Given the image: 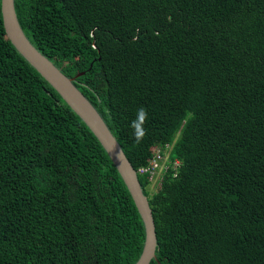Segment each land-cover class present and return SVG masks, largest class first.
Returning <instances> with one entry per match:
<instances>
[{
  "label": "trees",
  "instance_id": "obj_1",
  "mask_svg": "<svg viewBox=\"0 0 264 264\" xmlns=\"http://www.w3.org/2000/svg\"><path fill=\"white\" fill-rule=\"evenodd\" d=\"M14 3L137 171L150 264H264V0ZM155 147L152 187L139 169ZM145 239L113 160L7 37L0 0V264H135Z\"/></svg>",
  "mask_w": 264,
  "mask_h": 264
},
{
  "label": "water",
  "instance_id": "obj_2",
  "mask_svg": "<svg viewBox=\"0 0 264 264\" xmlns=\"http://www.w3.org/2000/svg\"><path fill=\"white\" fill-rule=\"evenodd\" d=\"M3 22L7 37L17 50L52 84L72 109L86 122L113 160L124 179L144 220L146 239L135 264H150L156 255L157 232L152 208L144 194L137 171L132 166L121 144L114 136L102 115L48 57L41 53L25 34L17 17L14 0H2Z\"/></svg>",
  "mask_w": 264,
  "mask_h": 264
},
{
  "label": "built area",
  "instance_id": "obj_3",
  "mask_svg": "<svg viewBox=\"0 0 264 264\" xmlns=\"http://www.w3.org/2000/svg\"><path fill=\"white\" fill-rule=\"evenodd\" d=\"M154 156L150 159L149 164L146 167L140 168V172H149L151 175V179H153V183H157V181L161 184L162 182V173L166 168L167 154L163 156L160 148L155 147ZM177 163L179 161L177 160ZM155 185V184H154Z\"/></svg>",
  "mask_w": 264,
  "mask_h": 264
},
{
  "label": "clouds",
  "instance_id": "obj_4",
  "mask_svg": "<svg viewBox=\"0 0 264 264\" xmlns=\"http://www.w3.org/2000/svg\"><path fill=\"white\" fill-rule=\"evenodd\" d=\"M146 110L141 108L138 109V114H137V119L134 120L132 122V128H133V135L136 138L137 142H139V140L142 138L143 134H144V130H143V123L146 120Z\"/></svg>",
  "mask_w": 264,
  "mask_h": 264
},
{
  "label": "rangeland",
  "instance_id": "obj_5",
  "mask_svg": "<svg viewBox=\"0 0 264 264\" xmlns=\"http://www.w3.org/2000/svg\"><path fill=\"white\" fill-rule=\"evenodd\" d=\"M154 184H156V183H153V184H152V187L154 186Z\"/></svg>",
  "mask_w": 264,
  "mask_h": 264
}]
</instances>
